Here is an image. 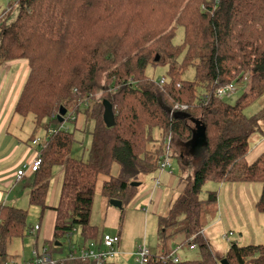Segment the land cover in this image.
Instances as JSON below:
<instances>
[{
	"label": "trees",
	"instance_id": "trees-1",
	"mask_svg": "<svg viewBox=\"0 0 264 264\" xmlns=\"http://www.w3.org/2000/svg\"><path fill=\"white\" fill-rule=\"evenodd\" d=\"M8 4L9 8L17 4L19 12L11 24L5 20L12 11L0 21V68L17 61H26L29 67L14 114L22 119L32 116L38 136L40 130L59 124L55 116L61 107L86 103V122L96 124L87 160L72 157L74 133L61 130L49 140L42 167L35 173L30 205L44 216L53 170L64 169L50 252L55 253L63 241L73 242L79 229L84 243L98 241L101 236L91 218L100 176L108 177L103 196L109 204L121 201L124 208L137 195L138 187L132 183L142 184L143 177L160 171L166 138L173 135L182 144L190 143L194 134L190 123L197 120L205 131L203 151L195 165L190 163L193 174L185 178L169 219L160 223L166 228L182 224L176 234L183 233L186 244L199 248L201 258L174 262L167 259L169 254H151L148 264H221L223 259L230 264H264V245L234 243L220 259L200 234L204 204L218 202L217 191L209 192L207 201L200 200L210 181L261 184L256 207L264 213V153L252 164L247 161L250 139L264 125V111L252 118L245 114L264 96V0H10ZM178 28L184 30V40L174 45ZM164 63L169 79L160 89L147 71ZM189 67L195 69V79L188 82L183 75ZM250 71V94L234 105L215 97L218 88ZM104 101L114 110L112 128L103 120ZM177 105L188 110L171 117ZM115 164L117 177L111 174ZM28 218L26 210L0 207V264L14 262L6 247L10 240L25 238Z\"/></svg>",
	"mask_w": 264,
	"mask_h": 264
},
{
	"label": "rangeland",
	"instance_id": "rangeland-1",
	"mask_svg": "<svg viewBox=\"0 0 264 264\" xmlns=\"http://www.w3.org/2000/svg\"><path fill=\"white\" fill-rule=\"evenodd\" d=\"M9 1L10 0H0V16L9 9ZM10 10L12 11V14L5 20L7 24H11L15 21L19 12V8L16 4L14 7H10ZM183 40L184 30L182 28H178L176 38L174 39V45H181ZM167 72V63L160 64L156 68H149L147 71L151 80L160 89L163 87L157 85V82H159L161 79H165L167 82L169 79ZM194 79L195 69L193 67H189L183 75V80L189 82L193 81ZM243 80L244 79L236 80L234 82H242ZM244 94L246 93L243 91H238L235 95L225 97L222 101L227 104L234 105ZM101 96L102 93H99L97 95V99ZM94 103L95 102H92L91 105H94ZM85 104L70 106V108L65 107L67 109V114L64 117V122L57 125L54 124L50 127L46 126V131L44 129L40 130L38 138H35V140L40 139L41 141H47L49 146V140L52 138V136L49 137L47 131H55L61 127L62 124H64V127L67 130L74 133L75 144L73 146V152L74 147H78V151L80 149L81 152H79L82 153L81 159L87 160L89 158V151L92 146L93 133L95 131L96 124L93 120H87L86 122V115L84 113V108H86ZM263 111L264 96L256 101L246 111L245 114L248 118H252L260 115ZM70 114V119L65 122L67 116ZM58 115L59 112L55 116L57 119ZM193 122L190 123L191 127ZM22 123H25L28 125V127L31 126L34 133L36 127L32 116L22 119ZM260 129L261 130L256 132L250 139V151H252L258 143H261L262 139H264L263 124L260 126ZM203 137L204 136L202 135V141H204ZM169 140V137H167L165 140L164 152V154L170 152L171 156V169L167 170V172L172 171L174 176L176 178H180V180L182 177H184V181L186 177H190L193 174V167L190 166V163L195 165L198 162L197 156L201 154L204 146L199 144V146L195 148L194 144H191V142L185 143V146L189 147V149H187V154H189V156L187 157L188 163L185 164L186 168H184V164L179 161L178 158L179 154L184 151V145L181 144L177 138L172 139V144H169ZM258 146L259 144L257 147ZM172 152H175V155L177 156L175 157ZM260 154L261 152L258 153L257 151V153L253 155V159H250L249 161H255ZM72 157L75 158L73 155ZM78 160H80V158H78ZM188 170L190 171L187 172ZM59 172L60 168H54L52 176L55 177ZM111 174L114 177L119 175V167L117 164L113 166ZM159 174L160 171L143 177L142 185L137 188L138 190L136 198L130 203L124 205L123 209L112 207L108 200L103 196V185L105 181L108 180V177L100 176L94 199L91 224L92 226L98 228L100 236L105 233L120 236L122 240L120 252L122 253L116 260L112 262L113 264H137L135 253L139 247H145L150 251L151 254H173L180 261H193L201 258V252L199 248L192 249V246L186 244L183 233L176 234V232H178L182 227V224H178L169 228L161 225V219H169V211L179 198L178 195L180 192L176 189L170 190L166 188L162 182L159 188L156 187L155 179H158ZM161 180L163 181V179ZM223 185L224 184L220 186L219 184L210 181L205 185L203 193L200 195V200L207 201L209 199V192H219V203L204 204L201 221L203 229L201 230L200 234L209 243L212 252L214 251L213 255L220 259H223V257L229 251L230 246L234 243L242 247L249 245H264V213H260L256 207L257 202L262 194V185L259 183H234L225 184L224 186ZM154 189L156 192L162 190L164 193L159 211L157 213L154 212L151 207H149L151 203L149 201H147V203L146 199H144L146 202L145 206L143 203L138 202V200L147 190L153 191ZM59 192L52 198V189H49L47 196V204L49 206L59 205L61 196V192ZM151 198L153 197L149 196V199ZM23 208L29 212V218L27 221L28 233L23 240H10L6 247L7 255L14 262L19 264H23L24 261L31 259L32 252L38 239L40 242L38 246L40 248L44 246L50 247L51 241L53 239V230H51L48 237L52 238L49 242L45 243L46 245H41L42 242L40 241V237L42 238V236L39 234V232H33L35 226L43 225L49 212L46 211V216L44 217L41 213V209L31 206L30 201L25 202ZM144 208H147L148 214L143 211ZM204 229H206L207 233L204 232ZM164 232L166 235L170 236L164 237ZM81 239V230L79 229L73 240L76 242V240ZM61 243L63 246L54 251L63 253L61 255H64L66 254V251H68V241H63Z\"/></svg>",
	"mask_w": 264,
	"mask_h": 264
},
{
	"label": "crops",
	"instance_id": "crops-1",
	"mask_svg": "<svg viewBox=\"0 0 264 264\" xmlns=\"http://www.w3.org/2000/svg\"><path fill=\"white\" fill-rule=\"evenodd\" d=\"M28 73L29 67L26 61L7 63L0 68V207H11L20 210H25L23 208L25 202L30 201L31 194L34 191L33 183L35 174L28 172L27 176L24 178H18L17 174L24 167L29 165L34 158L37 147L33 145V141L35 140V137L38 138V136H34L32 127H28V125L22 123V118L14 114L16 102L27 79ZM192 127L194 129V134L191 144H194V147L197 148L199 144H203L201 140L203 135V124L200 123V125H197L194 121ZM261 141V143H258V147L257 144L256 147H254V149L250 151L247 157V161L249 164L254 163L259 158V156L264 153V139H262ZM183 145L184 151L179 154L178 158L179 161H181L185 165L186 163H188L187 157L189 156V154H187V149H189V147H186L185 144ZM79 151L78 147H74V152L72 155L77 159H81L82 157V153H80L81 151ZM257 151L258 153L261 152V154L255 161L250 162L249 160L253 159V155L257 153ZM173 154L175 157L177 156L175 155V152ZM189 171L190 170H188L187 172ZM63 177V168H60V172L57 173L55 177L52 176L49 187V189H52V198L59 191L61 192ZM183 178L184 177H182L181 181L180 178H176L174 176L172 171H161L158 179H155V184L158 180L160 185L162 182L164 183L166 188L170 190L176 189L177 191H179L180 195L186 185V183L183 181ZM161 179H163V181ZM160 185L156 187L159 188ZM155 192V189L153 191L147 190L141 196L138 202L143 203L145 206L146 202L149 201L152 204H150L149 207H151V209L157 213L159 211L164 193L162 190H159L156 193ZM149 196H152L153 198L149 199ZM144 199H146V202L144 201ZM219 202L220 200L218 197V203ZM55 207L57 206H49V209L47 210L49 212L48 216L43 225L39 226L40 229L38 232L42 236V238L40 237V241L42 242L41 245H46L45 243L49 242L52 238L48 237V235L51 230H53L54 232L56 217V213L54 211ZM143 211L148 214L147 208H144ZM45 216L46 215L44 214V217ZM204 232H206V229H204ZM76 241L80 243L83 242L82 239ZM39 244L40 242L38 239L35 248Z\"/></svg>",
	"mask_w": 264,
	"mask_h": 264
},
{
	"label": "built area",
	"instance_id": "built-area-1",
	"mask_svg": "<svg viewBox=\"0 0 264 264\" xmlns=\"http://www.w3.org/2000/svg\"><path fill=\"white\" fill-rule=\"evenodd\" d=\"M10 8L5 11L0 16L1 19L10 12ZM242 82H232L223 87H220L215 92V97L223 100L225 97H230L235 95L238 91H243L246 94H250L252 90L253 83V72L250 71L244 78ZM166 84L165 79H161L157 82V85L163 87ZM243 85V86H241ZM188 110L187 106H175L170 111V116H174L176 112H186ZM71 117V114L67 116L65 122H67ZM61 130H67L64 127V124L61 125L57 130H48L47 134L49 137L58 134ZM169 144L172 142L174 138L173 135H169ZM172 144V143H171ZM33 145L37 147L34 158L30 162L29 165L24 167L21 171L18 172V178H24L27 176V173L30 172L32 174L37 173L42 167L43 163V151L48 147L47 141H41L40 139L34 140ZM171 156L170 152H167L162 157V161L160 163V172L167 171L171 169ZM160 183L157 180L156 186H159ZM40 227L36 226L33 229L34 233L39 231ZM120 246H121V238L118 235L114 234H103L98 241H92L87 243H81L77 246V243L68 242V251L66 254L61 255L63 253H51L50 249L47 246L40 248L38 245L32 252V257L28 261H24L23 264H66L67 261H75L81 260L82 262H89L92 264H112L114 260H116L120 256ZM192 248H196V246H192ZM151 253L145 247H139L135 253L136 263L137 264H148ZM167 259H170L174 262H178L179 259L170 254ZM9 264H19L17 262H12Z\"/></svg>",
	"mask_w": 264,
	"mask_h": 264
},
{
	"label": "water",
	"instance_id": "water-1",
	"mask_svg": "<svg viewBox=\"0 0 264 264\" xmlns=\"http://www.w3.org/2000/svg\"><path fill=\"white\" fill-rule=\"evenodd\" d=\"M159 61H160V56H157L156 57V62H159ZM66 114H67V109L65 107H61L59 115H58L59 123H63L64 122V117L66 116ZM103 120H104L105 125L108 128H112V127H114L116 125L114 110H113V107H112L111 103L108 102V101H104ZM200 123H201L200 121H196L197 125H200ZM204 132L205 131L203 130V136H204ZM140 185H141L140 183H132L133 187H139ZM110 205L112 207H115V208H118V209H122L123 208V203L121 201L112 200L110 202ZM57 246L59 247L60 245L57 244ZM221 264H230V263L228 262L227 259H223L221 261Z\"/></svg>",
	"mask_w": 264,
	"mask_h": 264
}]
</instances>
